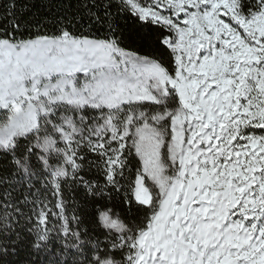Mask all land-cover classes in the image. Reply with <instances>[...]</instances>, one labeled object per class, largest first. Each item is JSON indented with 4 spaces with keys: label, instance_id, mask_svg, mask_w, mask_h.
I'll return each instance as SVG.
<instances>
[{
    "label": "snow or ice",
    "instance_id": "6c2138e0",
    "mask_svg": "<svg viewBox=\"0 0 264 264\" xmlns=\"http://www.w3.org/2000/svg\"><path fill=\"white\" fill-rule=\"evenodd\" d=\"M0 264H264V0H0Z\"/></svg>",
    "mask_w": 264,
    "mask_h": 264
},
{
    "label": "trees",
    "instance_id": "16d2710c",
    "mask_svg": "<svg viewBox=\"0 0 264 264\" xmlns=\"http://www.w3.org/2000/svg\"><path fill=\"white\" fill-rule=\"evenodd\" d=\"M24 257H23V255H21V259H23Z\"/></svg>",
    "mask_w": 264,
    "mask_h": 264
}]
</instances>
